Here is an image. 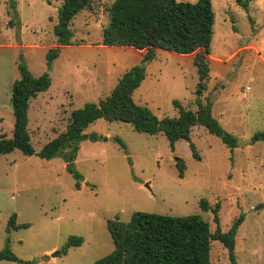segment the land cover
I'll list each match as a JSON object with an SVG mask.
<instances>
[{
  "label": "rangeland",
  "instance_id": "obj_1",
  "mask_svg": "<svg viewBox=\"0 0 264 264\" xmlns=\"http://www.w3.org/2000/svg\"><path fill=\"white\" fill-rule=\"evenodd\" d=\"M210 1L215 17L203 94H195L193 54L157 49L132 98L159 119L177 117L173 101L191 110L197 98L209 103L237 146L229 149L196 126L190 136L200 156L196 160L186 141H177L171 151L163 134L100 119L85 130L98 139L82 141L73 162L82 176L79 189L60 156L45 160L14 150L0 157V250L8 244L31 264H94L113 250L107 221L127 223L135 212L199 215L215 232L212 213L201 208L204 200L219 205L221 232L244 216L235 236L236 264H264V142H252L254 134L264 132V0H249L246 11L236 0ZM62 2L14 0L11 9L8 0H0V136H12L17 64L51 80L47 91L29 101L27 130L35 153L65 131L72 111L108 96L145 53L101 45L112 0H90L69 26L72 44L58 45L54 26ZM55 47L59 57L47 67L46 55ZM178 159L185 164L182 177ZM13 214L17 224L29 227L8 231ZM70 236L82 238V245L59 255ZM210 264H231L218 241L211 243Z\"/></svg>",
  "mask_w": 264,
  "mask_h": 264
},
{
  "label": "trees",
  "instance_id": "obj_2",
  "mask_svg": "<svg viewBox=\"0 0 264 264\" xmlns=\"http://www.w3.org/2000/svg\"><path fill=\"white\" fill-rule=\"evenodd\" d=\"M8 1L11 9H14V0ZM236 2L246 11L249 0ZM89 7L90 0H63L54 26L58 45L72 44L73 35L69 26L76 15ZM214 17L210 0H197L194 3L181 0H112L108 9V23L101 33V45L144 51L140 64L126 71L108 96L72 111L65 131L35 153L27 130L29 101L47 91L51 80L47 73L34 77L24 63H18L19 78L11 87L12 136H0V157L14 150L26 156L36 154L45 160L60 156L66 171L77 180L75 187L79 189L82 176L74 171L73 162L82 141L98 139L96 134H86L85 130L100 119L129 124L138 133L152 136L163 134L171 151H174L177 141H186L196 160H200V156L190 141L191 131L196 126L218 137L225 147L235 148V137L226 132L212 116L209 103L202 104L197 98V108L191 110L173 101L178 111L177 117L159 119L132 98L145 78L146 64L155 58L157 49L194 55L192 62L198 78L195 94L200 97L209 79L207 59ZM59 52L58 47L48 51L47 67L59 57ZM256 141L264 142V132L254 134L252 142ZM176 167L179 177H182L184 162L178 159ZM200 205L202 210L212 213L215 232L210 231L208 222L199 215L169 216L135 212L127 223L107 221L113 250L94 264H210L211 243L215 241L227 250L230 263L236 264L233 248L244 216H238L227 232H221L218 227L219 205L211 207L204 200ZM7 227L8 231L19 230L28 228L29 224H17L16 215L13 214L8 219ZM82 242V238L70 236L59 255H66L69 249L80 247ZM2 261L31 264L18 259L8 244L0 250Z\"/></svg>",
  "mask_w": 264,
  "mask_h": 264
},
{
  "label": "water",
  "instance_id": "obj_3",
  "mask_svg": "<svg viewBox=\"0 0 264 264\" xmlns=\"http://www.w3.org/2000/svg\"><path fill=\"white\" fill-rule=\"evenodd\" d=\"M57 256V254L56 253H54V254H51V257H56Z\"/></svg>",
  "mask_w": 264,
  "mask_h": 264
},
{
  "label": "crops",
  "instance_id": "obj_4",
  "mask_svg": "<svg viewBox=\"0 0 264 264\" xmlns=\"http://www.w3.org/2000/svg\"><path fill=\"white\" fill-rule=\"evenodd\" d=\"M1 263V262H0Z\"/></svg>",
  "mask_w": 264,
  "mask_h": 264
}]
</instances>
